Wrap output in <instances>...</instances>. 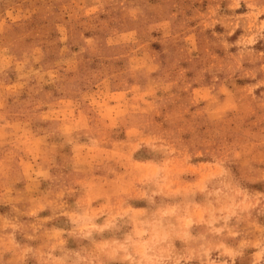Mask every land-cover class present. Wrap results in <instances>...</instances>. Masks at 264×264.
Instances as JSON below:
<instances>
[{
	"label": "rangeland",
	"instance_id": "374dc122",
	"mask_svg": "<svg viewBox=\"0 0 264 264\" xmlns=\"http://www.w3.org/2000/svg\"><path fill=\"white\" fill-rule=\"evenodd\" d=\"M0 264H264V0H0Z\"/></svg>",
	"mask_w": 264,
	"mask_h": 264
}]
</instances>
